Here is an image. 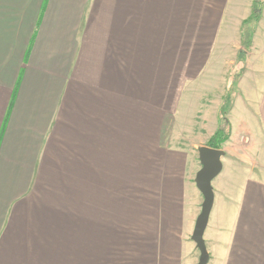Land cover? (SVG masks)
<instances>
[{
	"label": "crops",
	"instance_id": "1",
	"mask_svg": "<svg viewBox=\"0 0 264 264\" xmlns=\"http://www.w3.org/2000/svg\"><path fill=\"white\" fill-rule=\"evenodd\" d=\"M252 4L0 0V264H197L200 193L172 141L193 105L215 126L206 146L223 98L240 181L213 216L214 196L208 264H264V4L241 49Z\"/></svg>",
	"mask_w": 264,
	"mask_h": 264
},
{
	"label": "rangeland",
	"instance_id": "2",
	"mask_svg": "<svg viewBox=\"0 0 264 264\" xmlns=\"http://www.w3.org/2000/svg\"><path fill=\"white\" fill-rule=\"evenodd\" d=\"M199 13L203 17H208L210 15V10H201V11H199ZM252 35H253V32L251 33V36H249V37H248V34H243V32H242V38H241V44H242L241 49L242 50L247 51V50L250 49ZM249 39H250V41H249ZM196 45H197L196 43L191 42V47L192 46H196ZM188 47H190V46L188 45V41L186 40V48H188ZM226 48L227 47L225 46L224 51L222 53L225 52ZM244 53H246V52H244ZM232 56L235 59L237 58L236 59V64H235V66L232 69L233 72L229 75V77H231L232 80H233L231 84L233 85V89H234L235 82L237 81V78H238V76L240 74V71H241L240 70L241 68H239L240 67L239 66L240 65L239 62H240L241 53H231V56H229L228 58H224L223 57L222 61H221L222 62L221 66H224L226 64V61L229 62ZM226 66H228V64ZM232 85L230 86V88L232 87ZM200 92L203 95V91L200 90ZM230 93H231V90H230ZM228 101H229L228 99L223 98L222 104L219 107V111L217 113L218 128L220 126H222L221 118H220L221 112L222 111L224 112L223 113L224 114V119H226V117H227V113H228V110H229V107H230V103ZM182 105H181V109L183 110V108H184L186 110L187 119L184 121V118H182L183 127H180V131L177 132V133H179L182 136V138L173 139L172 145L173 146H180L181 148H183V149L188 151L189 157H190V159L192 161L187 167V175H189L191 177L193 176V179H194V174L200 169V164L198 162L197 148H198L200 143H204L205 142L207 134L213 132V130H214L213 128L215 126H214V123L211 120L208 121L207 123H205V126H204V123H202V122H200V123L198 121H197V123H195L194 121L192 122V120H194L193 117H192V114L188 118V113H192L193 112L194 106L193 105L182 106ZM182 110H181V113H183V115H185L184 111L182 112ZM226 121H227V119H226ZM179 123H180V126H181V121H179L178 124ZM208 140L209 139L206 140V143H207ZM225 143H227V142H225ZM225 143L222 145V149L221 150H225ZM229 160L226 158V156L223 157V159H222V163H223L222 172L212 182L214 196H215V194L217 196V198H216V200H217L216 201V207L214 209L213 216L220 209L219 207H220V203H221V200H222L221 197L225 196L226 194H228L230 192V190L231 191L232 190L233 191L236 190L235 188L238 187V182L240 181L239 171H237V170L235 171L233 169H230V167L228 166ZM223 193H224V195H223ZM201 203H202V196L199 195L198 203H197L196 215L199 214V212H200ZM213 219H212V221H213ZM213 224H214V222H212L210 224V228H211V226H213ZM206 237H208V234L206 235ZM208 244H209V239H208ZM210 245L211 246L215 245V240L214 241L211 240ZM196 256H197V258L199 256L197 250H196Z\"/></svg>",
	"mask_w": 264,
	"mask_h": 264
},
{
	"label": "water",
	"instance_id": "3",
	"mask_svg": "<svg viewBox=\"0 0 264 264\" xmlns=\"http://www.w3.org/2000/svg\"><path fill=\"white\" fill-rule=\"evenodd\" d=\"M197 155L200 169L195 174L194 184L202 196V203L200 205V212L194 222L191 241L199 252L197 264H207L209 255L205 245L204 234L214 204L212 182L222 172V159L225 153L221 149L200 146L197 148Z\"/></svg>",
	"mask_w": 264,
	"mask_h": 264
},
{
	"label": "trees",
	"instance_id": "4",
	"mask_svg": "<svg viewBox=\"0 0 264 264\" xmlns=\"http://www.w3.org/2000/svg\"><path fill=\"white\" fill-rule=\"evenodd\" d=\"M264 4V0H253L251 14L248 19L243 22V34L251 36L255 25L259 19L260 11ZM250 41V39H249ZM224 112H221L220 118L222 126H220L211 138L207 141L206 146L214 149H222V145L229 140L230 126L228 121L224 119Z\"/></svg>",
	"mask_w": 264,
	"mask_h": 264
}]
</instances>
